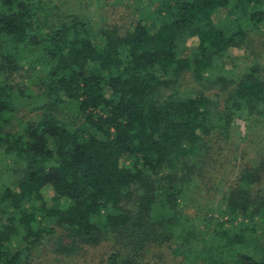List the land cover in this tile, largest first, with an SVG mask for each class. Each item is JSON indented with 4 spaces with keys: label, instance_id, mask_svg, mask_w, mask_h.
Here are the masks:
<instances>
[{
    "label": "trees",
    "instance_id": "obj_1",
    "mask_svg": "<svg viewBox=\"0 0 264 264\" xmlns=\"http://www.w3.org/2000/svg\"><path fill=\"white\" fill-rule=\"evenodd\" d=\"M96 1L0 0V264H37L53 237L68 239L54 251L68 256L110 236L105 264H152L150 246L189 243L175 231L190 185L220 194L208 264H264L250 225L264 216V0H124L137 17L104 0L119 25ZM28 97L35 117L9 129ZM234 116L247 126L239 138Z\"/></svg>",
    "mask_w": 264,
    "mask_h": 264
},
{
    "label": "rangeland",
    "instance_id": "obj_2",
    "mask_svg": "<svg viewBox=\"0 0 264 264\" xmlns=\"http://www.w3.org/2000/svg\"><path fill=\"white\" fill-rule=\"evenodd\" d=\"M72 1L75 3V0ZM70 2L71 0H52V3L50 4L51 7L56 5L59 7V10H63L67 8V4ZM96 2V6H105L99 9L101 14L103 16L105 15L109 22L118 25L123 23L121 18L123 13H120L119 16L118 12L125 11V13H129L131 16L133 14V16L136 17L138 14V11L133 12L131 7L124 5L126 2L124 0L122 1V5L116 6L118 9H120L118 12L115 7L110 5V8L109 5H106V1L104 3V0H97ZM137 9H140V3H138ZM92 10L96 11L95 9ZM231 20L232 14L227 9H221L215 13V21L221 28L228 26ZM244 52L245 51L241 49L233 50L234 56H240V54ZM18 79V76L14 77V81H18ZM33 88L34 87H32V89ZM33 100L34 98L28 97L21 104H19L18 111L16 112L18 121L17 119H14L11 122L12 127L9 126V129L15 128L14 124L19 122V118L26 120L27 118L29 119L31 117H35V112L31 113L28 108L31 106V102ZM72 105V103L66 102L60 107L61 111H59V117L61 116L62 118H65L64 120L67 122L70 121V118L73 119L75 117V110ZM66 121L64 122L67 123ZM233 125L234 129L236 130V134L235 131L233 134L235 138H239L245 134L247 126L243 119L234 116ZM209 144L212 147L213 153H215L218 159H221V154L224 153V147H227L226 142L215 138L214 140L212 139ZM6 163V159H3L2 153L0 152V172L5 170L4 166ZM2 180H4L3 175H0V183ZM41 193L42 199L46 206L56 205L59 202V200L54 198L53 192L48 186H45L41 190ZM185 197V200H178L180 206L177 212V221L181 226H178L175 232L178 235L187 234V232H189L191 235L190 238L188 237L189 243L181 240L180 236H170L167 240L162 241L160 244L150 246L149 249L144 253L142 260L149 261L152 264H186V249L190 248L192 255L194 253L196 254V252H198L197 250H202V253L193 261V264H208L210 262V257L216 254L218 242L213 237V230L217 226L216 222L222 220V218L219 217L217 211V209L220 208V194L218 190L213 188H208L207 190V188L204 186H200V188H194L192 185H190V188L186 191ZM250 225L251 228H254V235L257 234L258 238L257 242L254 241L255 248L261 249L260 251L264 250V216L262 218H256L253 223H250ZM55 231L57 234H61L62 232V230L57 228ZM244 233L246 234L247 232ZM57 243L61 244V246H68V239L62 237L61 239L59 238L57 240L56 237H53L45 243L39 245L36 251V256L33 259V263L105 264L106 255L114 248L118 247L114 236H110L107 240L101 241L96 245H83L75 252L73 251L72 254L70 253V255L66 256L64 253H60L59 251L54 252L55 249L59 247L57 246ZM131 248L132 247L129 249Z\"/></svg>",
    "mask_w": 264,
    "mask_h": 264
}]
</instances>
